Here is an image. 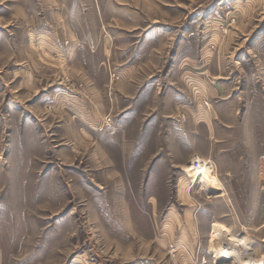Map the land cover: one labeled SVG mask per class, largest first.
I'll return each instance as SVG.
<instances>
[{
	"label": "rangeland",
	"instance_id": "374dc122",
	"mask_svg": "<svg viewBox=\"0 0 264 264\" xmlns=\"http://www.w3.org/2000/svg\"><path fill=\"white\" fill-rule=\"evenodd\" d=\"M192 27L238 56L264 34V0H0V264H164L172 241L219 264L213 229L264 264V125L221 127L255 164L209 158L202 181L190 161L204 137L191 149L189 129L160 126L151 105L134 151L141 128L118 108L127 67L171 83ZM260 47L264 60V35Z\"/></svg>",
	"mask_w": 264,
	"mask_h": 264
},
{
	"label": "crops",
	"instance_id": "0c3cea01",
	"mask_svg": "<svg viewBox=\"0 0 264 264\" xmlns=\"http://www.w3.org/2000/svg\"><path fill=\"white\" fill-rule=\"evenodd\" d=\"M191 31L189 52L180 50L176 55L171 83H144L143 79L135 76L136 73L126 68L128 74L124 75L119 86L129 105L121 109L120 103L118 108L129 113L128 126L138 125L141 128L129 144L136 151L138 144L144 143L141 137L148 131L146 127L150 125L151 111L157 110L162 115L159 117L160 126L174 125L180 133L182 127L189 129L191 149H196L198 138L204 137L207 146L198 149L202 155L213 159L218 169H248L255 164L254 151L249 155L246 153L247 145L243 144L245 153H234L236 146L219 130L228 126L264 125V60L260 47L264 34H255L249 45L241 43L237 49L238 56H235L236 50L231 49L229 39L221 43L209 38L207 31L201 38L194 33L193 27ZM92 82L95 84L94 80ZM154 85L159 88L157 93ZM205 101L210 104L206 105ZM151 105L155 106L150 111ZM126 108L130 110L126 111ZM182 111L186 112L187 120L182 119ZM86 120V124L97 123L94 117H87ZM200 127H206L205 136L200 133ZM253 148L250 147V150Z\"/></svg>",
	"mask_w": 264,
	"mask_h": 264
},
{
	"label": "bare ground",
	"instance_id": "6f19581e",
	"mask_svg": "<svg viewBox=\"0 0 264 264\" xmlns=\"http://www.w3.org/2000/svg\"><path fill=\"white\" fill-rule=\"evenodd\" d=\"M207 165H203L197 169H193V174H197V179L201 177L202 181H206L211 175L214 178L213 169H207ZM195 177V178H196ZM211 245L214 247V251L218 253L217 262L219 264H262L260 259L253 260L252 258H247L242 255V251L240 248L241 245L245 244V246H249L248 241L245 237L240 236L238 234H231V232L216 229L213 231V234L210 239ZM233 255H240L237 261Z\"/></svg>",
	"mask_w": 264,
	"mask_h": 264
},
{
	"label": "built area",
	"instance_id": "2783aa9c",
	"mask_svg": "<svg viewBox=\"0 0 264 264\" xmlns=\"http://www.w3.org/2000/svg\"><path fill=\"white\" fill-rule=\"evenodd\" d=\"M205 104L209 105L210 102L205 101ZM182 119L187 120V115L183 114ZM207 163H210L209 158L204 157L200 153H195L190 161V165L194 169L206 165ZM184 249L186 250V247H183V244L179 243L178 241H172L168 243L166 246L167 261L164 264H184V254H182ZM186 251L189 254L190 262L192 264H205L207 262V256L201 252L199 246H196L195 248L188 247V250Z\"/></svg>",
	"mask_w": 264,
	"mask_h": 264
}]
</instances>
